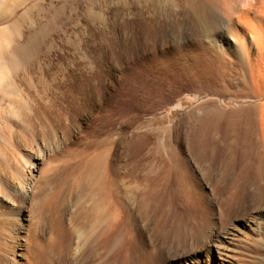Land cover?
Returning a JSON list of instances; mask_svg holds the SVG:
<instances>
[{
	"label": "rangeland",
	"instance_id": "1",
	"mask_svg": "<svg viewBox=\"0 0 264 264\" xmlns=\"http://www.w3.org/2000/svg\"><path fill=\"white\" fill-rule=\"evenodd\" d=\"M182 1L185 0H38L14 25L0 27V62H12L20 49L27 50V60H23L27 65L13 79L23 101L34 104L53 100L61 104L72 92L76 93L68 98L70 106L66 101L62 102L70 107L69 132L58 137L57 147L51 153L54 163L45 177L37 182V188L25 205L21 198L0 195V264H125L120 254H131L132 251L147 255L146 262L141 260L142 264H166L171 255L196 244L192 238L179 243L173 238H162L156 215L148 220L139 213L141 183H145V176L152 174V170H144L146 166L142 167L144 171H137L134 181L120 174L115 192L112 191L116 201L132 214L117 243H107L97 234L78 255L77 249L73 248L81 232L78 229L76 232L70 225L76 210L80 220L78 227L87 230L82 216L100 201V163H94L93 159L105 153V138L111 142L107 144V153L118 155L123 154L124 145L135 136H140L146 143V154L152 153V143L160 145L167 137L177 156L188 160L191 182L202 183L205 198L211 205L215 200L214 176H206V171L211 174L206 163L197 162L199 159L191 154L189 142L194 133L187 134L189 126L193 124L200 129L203 125L215 138L226 139L221 144L232 145L244 140L246 130L255 127L264 114V86L254 79L255 73L250 70L253 54L239 45L227 49L225 43L216 48V56L210 51L204 57L207 52L202 49L193 54L185 47L190 43L183 41L195 36L197 26L193 24L192 11L185 8L187 4ZM140 20L148 27L143 31L147 34L139 30L143 24ZM101 31L103 38L99 34ZM108 36L110 43L106 39ZM98 61L102 65L95 72L94 63ZM64 88H70V92ZM79 88L82 93L77 92ZM204 112L209 115L205 116ZM102 115L118 118L117 129L109 136L103 131ZM127 120L132 121L130 126H125ZM175 125L180 129L173 137L170 127ZM110 140L118 141V144L114 146ZM248 176L251 177V173ZM207 178L211 180L210 184L204 185ZM249 186L250 196L242 202L241 208L238 206L235 214L221 217L215 202L211 205L216 215L213 220L222 227V232L234 233V243L239 250L233 258L234 264H258L260 260V235L255 230L263 228L264 218L263 215L257 219L253 216L256 217L254 208H264V195L260 194L264 190L257 195L253 194V188L263 187L264 183L254 182ZM52 193V205L41 209L44 200ZM224 195H220L219 202ZM19 206L22 207L20 212ZM22 214L24 220L20 218ZM195 218L200 221L198 230H209V227L205 228V216L202 218L196 214ZM60 220L62 229L73 237L70 251L64 249L65 241L59 240ZM174 220L172 215L168 217L167 230ZM16 221L24 224L15 233L12 229ZM7 229L12 231L9 236L4 232ZM34 239L48 248L41 247L40 252L48 254L44 259L37 255L29 257ZM51 244L53 248H49Z\"/></svg>",
	"mask_w": 264,
	"mask_h": 264
},
{
	"label": "bare ground",
	"instance_id": "2",
	"mask_svg": "<svg viewBox=\"0 0 264 264\" xmlns=\"http://www.w3.org/2000/svg\"><path fill=\"white\" fill-rule=\"evenodd\" d=\"M183 2L187 4V6L184 5V7H188V9L190 8L189 10L192 11L193 24L197 26L195 36L186 38L183 41L184 43H190V45L185 47L190 49L193 54H195V51H198L197 49H202L201 51L207 52L204 55L205 57L210 51L216 56V48L218 46L221 47L223 43L226 44L227 47L225 46V48L227 49L231 45H239L253 54L254 59L252 58L250 70L252 73H255L253 74L254 79L259 80L264 86V0H185L182 1V3ZM159 11L161 12L162 9ZM138 23H140L139 20ZM141 23L143 22L141 21ZM140 26L141 29L139 30H141V32L144 31V28L145 31L148 29L144 23L140 24ZM102 31L105 30L103 29ZM214 32L216 33L215 36L212 35ZM102 33L99 34H101L100 36L103 38L104 33ZM105 34L108 35L106 31ZM95 36L97 37V35ZM108 38L109 36L106 38L107 41ZM98 40L100 39L98 38ZM104 42H106V40ZM22 49H20V52L16 55L17 60L19 62L21 61L20 63H18V61L16 62V58L15 60L13 59L14 61L12 62H0V195L2 194L9 198L11 196L21 198L25 205L27 199L37 188V182L45 177V173L54 163V158L51 153L53 149L57 147L58 137H60L61 134L67 133V131L69 132L70 107L68 108V106L62 105L65 104L62 102L66 101V103H69L71 100L68 98L72 97L73 92L71 95L69 93L70 97H68L67 93L70 92L68 91L70 88H64L67 90V93L64 92L67 94H65L67 98L64 96L67 100H62L61 104L52 102L53 100H50L51 102L48 103L41 101L43 103L35 102L34 104L23 101L13 84V79L18 75L19 70H21L25 64L27 65V63L23 62L24 58L27 60V50L25 51ZM29 49L32 48H28V50ZM29 54L30 53L27 52V55ZM98 60L100 59L98 58ZM94 64L96 72L97 69H99V65L102 64H100L99 61ZM89 72H91V70ZM94 74L95 73H93V75ZM90 76H92V74ZM68 84L67 82V85ZM79 91H81L80 88L77 92L79 93ZM64 97L61 99H64ZM57 98L58 97H56V99ZM30 99L28 100L31 101L32 99ZM56 99H54V101H57ZM87 101L89 100L87 99ZM204 115L207 116L209 114L204 112ZM66 116H68V118H66ZM101 118L103 122L102 127L105 129L103 131L106 133L104 134L106 136L113 134L117 129L116 119L118 118L116 117L114 119L112 116L107 117L104 115H102ZM131 123L132 121L127 120L125 126H130ZM79 124L80 122L78 125ZM120 124L118 126H120ZM194 127L195 126L191 124L187 130V134L194 133L192 134L191 142H189L190 152L195 158L199 159H196L198 160L197 162L200 163V161H204L206 163V168H209L211 172L210 174L206 171V176L210 175L212 178L214 176L213 193L215 195V200L211 201V205L215 202L214 204L217 206L218 212L221 213V217L222 215L231 216V214L236 213L235 211L242 205V202L244 203L245 200L249 198L250 194L248 193V188L250 187V183H264V114L258 119L255 127H250V130H246L247 133L245 137H247L244 140L237 144L232 143V145L230 143L221 144L224 143L226 139L215 138V135L212 133L209 134L208 129H205L203 125L200 129ZM170 128L173 137H176L179 134L180 128H178L177 125ZM209 137H211V139ZM110 141H112L114 146L118 144V141ZM104 143L107 145L111 142H109V138H105ZM155 143H152L154 144L152 153L146 154V152H144L146 143L141 140L140 136H135L124 145L123 154L110 155L107 153L109 150L107 149L108 145H104L107 147L104 151L105 153H99V157L95 155L96 158H94L95 160L93 159V162L100 163V169L98 168L99 171H97L102 181V196L99 203L95 204L94 207L90 206V209L85 211L84 217L82 216V218L86 220L85 229L87 230L78 227L80 223L79 213L75 210L73 222L70 225H73L76 230H80L81 233H79V239L77 237L78 241L76 243L74 242L73 250L77 249V254L80 255L89 240L95 239L97 234L99 235L98 237H101V239L105 242L107 241V243L111 242L112 244V242H118L120 239L119 237L123 235L122 231L125 230L127 219H130L132 214L125 205L116 201L112 191L115 192V184L120 174L126 178H132L133 180V177L137 175V171L146 166L145 168L149 170L145 168L144 170L149 172L152 170L150 172L152 174L150 176L148 174V177H144V181H142L145 183L142 184L140 182L143 187L142 198L138 205L139 213L148 220L156 215L155 218L158 231L162 235V238L170 240L173 238L177 243L181 241L186 242L187 238H192L193 241L196 242L195 245L191 242L192 244H190L191 247H189V249L181 250L171 255L166 260V264H208L209 262H211V264H234L235 261L233 258L236 253H239L234 243V233L231 231L222 232V227H219L214 222L213 219L216 218V215L210 203H208L210 200H206L205 198L206 194L202 190V183L191 182L192 177H189L190 164H188V160L184 159V157L179 158L177 156L176 149L172 147L173 145H170V139L168 140L167 137L160 145ZM29 144L30 146H28ZM28 147L29 149H27ZM26 150H28V152ZM145 164H147L148 167ZM87 167L89 168L90 165ZM139 173L142 174L141 172ZM249 173H251V177L248 176ZM142 175L145 174L143 173ZM142 175L139 176L143 178ZM135 179L136 182L139 181L137 178ZM210 181L211 180L207 178L206 181H204V185L210 184ZM192 183H194L196 187ZM253 189L255 190L253 194L258 195L261 189L264 190V186ZM224 192L227 194L224 195ZM260 194L264 195V192ZM220 195L224 196L219 202L218 199L221 197ZM53 201L54 194L52 193L44 200L41 209L51 206ZM24 205L22 206L23 209ZM22 207L18 209V212L21 211ZM248 208L249 207H247V209ZM178 209L179 211H177ZM254 209H256V217L253 216L254 218L257 219L261 217V215H263L264 218V208H259L258 206V208ZM194 214L195 216L196 214L201 215L202 218L205 216L206 226H204L205 228L209 227L208 231L207 229L198 230L200 221L198 220L199 222H197ZM171 215L175 220L172 227L167 230L168 217H171ZM20 218L22 220L25 219L23 214ZM13 224L14 228L12 230L16 233V230H20L24 223L22 221H16ZM59 224L61 225V229L58 232V236L61 238L59 240L65 241L63 247L66 251H70L73 246V237L68 235L66 230L62 229L61 220ZM71 229L73 228L71 227ZM78 230L76 232H78ZM4 232L7 233L8 236L12 234V231L8 229ZM255 232L261 237H259L258 246V252H260L258 256L260 260L257 261V263L264 264V256H262L264 254V224L261 230L258 228ZM31 245L32 254L29 257L32 256L35 258L36 255L42 258L44 256L47 257L48 254L45 251V253H42V251L40 252V250H42L41 247H44L40 242L34 239ZM46 248L47 247H44L45 250ZM49 248H53V245ZM57 251L55 250V252ZM50 252L52 253V251ZM199 252L201 255L198 254ZM120 255L121 258L124 259L123 262L125 264H142V261H145L147 257L145 253L135 254V251H132L131 254L122 252ZM52 256L51 254L50 258Z\"/></svg>",
	"mask_w": 264,
	"mask_h": 264
},
{
	"label": "crops",
	"instance_id": "3",
	"mask_svg": "<svg viewBox=\"0 0 264 264\" xmlns=\"http://www.w3.org/2000/svg\"><path fill=\"white\" fill-rule=\"evenodd\" d=\"M38 0H0V27L14 25Z\"/></svg>",
	"mask_w": 264,
	"mask_h": 264
}]
</instances>
